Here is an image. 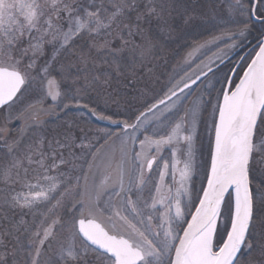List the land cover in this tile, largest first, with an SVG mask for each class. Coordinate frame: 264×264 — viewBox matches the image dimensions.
<instances>
[{
	"label": "snow or ice",
	"instance_id": "1",
	"mask_svg": "<svg viewBox=\"0 0 264 264\" xmlns=\"http://www.w3.org/2000/svg\"><path fill=\"white\" fill-rule=\"evenodd\" d=\"M113 74L119 113L62 88ZM65 100L109 126L48 135ZM0 113V264H264V0H0Z\"/></svg>",
	"mask_w": 264,
	"mask_h": 264
},
{
	"label": "trees",
	"instance_id": "2",
	"mask_svg": "<svg viewBox=\"0 0 264 264\" xmlns=\"http://www.w3.org/2000/svg\"><path fill=\"white\" fill-rule=\"evenodd\" d=\"M223 10H227V4L223 5ZM178 23V22H177ZM212 29L209 27H197V28H189L184 30L183 32L176 31L173 32L172 37L169 39L168 37H164V40L166 42L168 51H167V59L171 62L174 61L175 59H179L187 54L189 50H191L193 43L196 41H203L206 39L210 38V33ZM257 35V33H253L249 39L254 40V37ZM83 43V42H81ZM46 52L43 57H46L47 59L50 56V49L48 47H45ZM241 52L244 51V49L240 50ZM106 67V66H105ZM75 71V69H73ZM82 82V81H81ZM79 83V82H78ZM78 85V84H77ZM76 88V86H74ZM62 88H67L71 94L76 96V99H78L81 104H88L90 107H96L98 111H104L108 114H113V113H119L122 112L124 108L128 107L130 104H135L136 101L131 99L130 95H126L131 92L130 89H126L124 87V82L121 80V78L115 76L113 74V79L111 86L108 89H104L103 87L97 86L94 89L89 90L86 92L85 96L83 98L80 97V95H77L75 91L73 90V86L71 85H62ZM118 89L119 92V98H120V104L121 107H118L117 104L113 103L111 100H108L107 98V93L111 92L113 95H117L116 90ZM87 95V96H86ZM67 103L75 102L76 100H65ZM107 101V102H106ZM73 102V103H74ZM75 108V106H74ZM82 111H79V113H86V110L81 108ZM67 114H69L67 117L63 118H68L70 121L74 123V130L75 127H78V124L81 123L79 114L77 109H72L68 108L66 109ZM115 118H121L119 116H114ZM66 120V119H64ZM92 123H90V127L92 129L97 128V127H108L109 125H105L104 122L98 123L96 120L92 119ZM57 124V121L53 124ZM58 125V124H57ZM58 128V127H57ZM56 129V127H50L46 131L48 135H51L53 132L54 134L57 133H62V131L59 130H53ZM61 129V128H59ZM76 134L79 137L80 132L76 130Z\"/></svg>",
	"mask_w": 264,
	"mask_h": 264
},
{
	"label": "rangeland",
	"instance_id": "3",
	"mask_svg": "<svg viewBox=\"0 0 264 264\" xmlns=\"http://www.w3.org/2000/svg\"><path fill=\"white\" fill-rule=\"evenodd\" d=\"M45 47H48L51 50L50 51V55H51V52H52L51 47L50 46H47V45ZM213 51H214V49H212V50L204 49V50L199 51V52H193V56L197 58V60L195 62H198L199 59H205L206 57L211 56ZM45 52H46V49H45ZM43 56L40 58V60H39L38 63L42 64L44 62V60H46L45 59L46 57H43ZM79 83H78V85H76V87L79 86ZM73 90L75 91V87L74 86H73ZM85 94L86 93H80V94H77V95H80V97L83 98L85 96ZM23 99L25 100V102H28V100H30L31 97H27L26 96ZM64 102L67 103L66 101H64ZM73 102L69 103V108H72V109H75L76 108L77 111H78V114H79L80 119L83 118V120H81V123L78 124V127L77 128L75 127V130H74V127H73L72 128V131L76 133V130H78L80 132V129L81 128L84 129L85 131H88V130L95 131L96 128L92 129V127H90V123L93 122L92 119H90L89 116L86 115V114L85 115H81V113H79V111H82L81 110L82 107H77L76 106V103L75 102L73 103ZM51 103H53V102L49 99L48 105H50ZM80 104H81V102H80ZM48 105H46V107ZM74 106H75V108H74ZM68 115L69 114H67L66 110H65V112H62L60 114V117L59 118H57L55 116H51V115H45V114L42 113L40 115V119L42 121H45L46 122L44 124L43 131L46 133V131L48 130V128H50V127H56V129H53V130H59V131H62V133H63L64 131H66V122L67 123H71L74 126V123L72 121H70V119L68 120V118H63V117H67ZM64 119H66V120H64ZM56 121H57V124L58 125L57 124L53 125ZM97 122L100 123L101 121H97ZM2 124H3V116H2V113H0V125H2ZM104 124L105 125H108L106 122H104ZM59 128H61V129H59ZM22 129H23V123L20 120H14V121H12V122H10L8 124V134L10 136H15V135L21 134ZM51 135H54V133L52 132ZM200 138H201V142L203 144L204 156L206 158L207 157V149H208V138H207L206 134L204 133L203 128H202L201 133H200ZM165 155H167V150L165 151ZM53 203H55V201H53ZM41 210L43 211L45 209H43V207H41Z\"/></svg>",
	"mask_w": 264,
	"mask_h": 264
}]
</instances>
